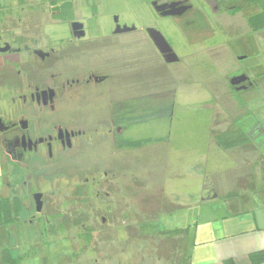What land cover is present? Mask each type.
I'll return each mask as SVG.
<instances>
[{
    "label": "flooded vegetation",
    "instance_id": "obj_1",
    "mask_svg": "<svg viewBox=\"0 0 264 264\" xmlns=\"http://www.w3.org/2000/svg\"><path fill=\"white\" fill-rule=\"evenodd\" d=\"M19 1L28 9L22 7L12 27L5 23L0 30V153L11 161L13 181L26 184L24 176L34 172L52 196L62 183L89 191L91 186L96 200L121 191L122 177L130 175L125 159L168 141L174 110L192 108L176 103L178 91L202 88L198 80L208 88L206 70L213 64L206 46L227 30L226 21L211 17L226 16L232 5L228 0H133L135 8L131 0ZM165 23L180 36L182 55L165 35ZM198 49L204 50L202 70L190 59ZM241 76L244 80L231 83ZM226 80L234 91L256 83L248 69H236ZM9 96L11 112L3 107ZM88 154L97 159L96 168L83 171L79 159ZM117 155L124 161L114 163ZM78 178L80 185L68 184ZM52 182L58 185L53 190ZM35 193H41L43 206V193L33 191V200Z\"/></svg>",
    "mask_w": 264,
    "mask_h": 264
},
{
    "label": "rangeland",
    "instance_id": "obj_2",
    "mask_svg": "<svg viewBox=\"0 0 264 264\" xmlns=\"http://www.w3.org/2000/svg\"><path fill=\"white\" fill-rule=\"evenodd\" d=\"M13 2L14 0H8L7 3L14 4ZM233 3H230L232 5L230 8L234 7ZM238 4L243 5L244 3L243 1H238ZM130 7H136L133 0H131ZM224 13H218L211 19L212 21L217 19L223 23L226 21L227 30L222 31V37L219 35L217 39L215 37V40L211 41L210 45H205L211 51V55L215 60L212 62L210 59L213 66L211 65L212 68L206 70L208 71L207 74H209L207 77L208 88L204 86L206 82L198 80L203 85L202 88L178 91L175 97L176 103H190L192 108L183 107L174 110V120L168 141H164V143L158 144L156 147L149 145V148L132 151L125 159L130 169V175L128 174L129 176H126V178L122 177L123 187L121 191L118 190L111 193V190L107 192L106 188L102 189V193L107 192V194H105L104 198L101 197L96 200L91 186L92 190L89 191V194H86L85 190L80 188V186L78 189L73 188V190L70 185L66 187V184L63 185L62 183L55 196H52L49 192L51 189L49 185L44 184V187L40 185L45 183L46 180L36 176L34 172H32V175L24 176L23 179L26 180V184H23V182L14 183V190L5 189L4 193L10 197H13L14 193L19 194L17 198L21 200V203L30 207L29 216L35 215L33 218L41 220H39L40 227L45 221L44 217L46 215L50 216L51 213L58 212L61 219L64 217L73 219L78 216L77 213H80V211H84L85 215L88 214L86 218L84 217L83 222L89 219L88 221H91L89 226L93 228V231L86 239L79 236L75 237L73 231L78 229L77 224L68 232L61 233L73 237L75 242L74 246L77 253L70 264H180L185 259V256L181 254V251L174 250L173 245H170L171 241L159 236L158 233L162 231L169 232L171 229H186L189 234V242L192 245L196 235L197 237L202 236L198 235V232L201 234L214 225L212 218L214 209L210 208V206L202 205L203 203L186 206L188 204L186 202L190 203L196 195L201 197L209 196L210 193L206 194L204 191L211 187L217 189L216 194L220 196L219 199H224L226 190L228 191L229 189L236 190L235 194L241 193L245 190L244 186H247L248 182H253L255 187V182L257 183L258 181L257 169L254 168L256 169L254 170L249 166L245 167L243 165L242 168H244L238 170L237 166L234 167L236 161L231 159L223 160V166L217 170V173L209 172L206 168L199 171V173L198 171H190V174L185 170L192 163L198 164L201 161L200 159L208 158L210 156L209 151H213V148L206 147L208 143L207 129L203 121L209 111L208 108L200 107L199 104L201 102H207L208 104L211 98L217 109H219L217 104L222 102H225V104L231 103L234 106L239 103L237 96L232 93L234 90L231 89L226 80V76L231 74L229 73L230 69L233 71L235 68L244 69L259 65V67L251 70V75L254 74L255 76L258 71L264 73V53H262L264 51V41L260 42L259 51L255 45L257 42L256 38L264 39V33L249 32L250 30L242 10L238 9L233 13L227 11L226 16ZM11 18V20H16L15 17L11 16ZM7 25L11 26L8 23ZM162 29L172 41L175 51L182 55L183 45L178 33H175L167 23L162 26ZM216 40L217 42L215 43L214 41ZM251 41H255L254 47H252L255 51L251 49L248 53H243L242 44L245 48V45L247 43L250 44ZM218 45L224 47H217ZM225 47H229V51L231 50L230 48L233 49L231 50L233 51V58H229L224 65L219 61L226 60V58L221 60L222 57L227 56L226 50L228 48ZM244 50L247 52V48ZM196 52L195 58L191 57L190 59L197 63V70H202L205 63L201 58H204V55L200 56L204 50L198 49ZM191 53L193 54V52ZM240 57L242 59L239 60L238 58ZM173 67H179V64H175ZM225 70H228V72L226 73ZM163 72L164 69L160 68L158 73L164 74ZM9 87L11 88V86ZM134 89L132 87L131 91H134ZM248 90L238 91L239 93L237 92V94L238 96H249L251 94L254 97L261 96L258 88ZM3 107L5 111L11 112L10 96L5 99ZM1 109L0 112H2ZM254 114L260 119L264 118V106L258 111L255 109ZM3 159L6 182L9 172H12L9 166L11 161L5 154ZM96 160L91 154L84 155L83 158L79 159L80 167H83V171L96 168ZM120 160L124 161L117 155L114 163ZM215 160L213 161L216 163ZM99 161L97 162L102 163L104 160ZM237 162L239 163V161ZM204 163H208V166H212V169L215 168V165H210L209 160L204 161ZM69 176L71 177V175ZM70 177L68 178L70 179ZM11 178L13 179L12 175ZM70 181L68 184L77 183L80 185L79 182L81 183L83 179L78 178V180L72 179V182ZM57 186L56 184L51 185L52 190ZM35 190L43 193V206L40 212L35 211V203L31 196V193ZM26 192L29 193V197L24 199ZM72 200H74L73 203L69 204ZM82 200L84 203L81 202ZM104 207H109L114 212L110 210L105 213ZM173 207L175 208L173 209ZM55 220H58V218ZM55 220L48 221V228L52 226L50 222H55ZM18 227L23 229L25 224L20 223ZM79 229L83 230L80 227ZM18 232L21 235V231ZM50 238L51 240H49ZM46 239L41 246V254L44 253L49 260L58 262L60 259L58 260L56 257L61 253L62 256H66L63 255L65 253L69 256L72 255L73 245L69 237L58 235L49 236ZM196 263L198 262H192V264Z\"/></svg>",
    "mask_w": 264,
    "mask_h": 264
},
{
    "label": "crops",
    "instance_id": "obj_3",
    "mask_svg": "<svg viewBox=\"0 0 264 264\" xmlns=\"http://www.w3.org/2000/svg\"><path fill=\"white\" fill-rule=\"evenodd\" d=\"M7 2L8 0H0V30L5 23H14V20H11V16L16 18L22 7L28 9V4H23L19 0H14V4H8ZM256 40L255 45L259 51L260 42L264 41V39L256 38ZM254 43L255 41H251L250 44L247 43L245 45L247 52L244 50V45H242V52L248 53L251 49L255 51L252 48ZM217 47L224 46L218 45ZM225 48H228L226 50L227 56L222 57L221 60H224V58L226 60L219 61L224 65L229 58H233V51H231L233 49L230 48L231 50L229 51V47ZM211 61H215L213 57H211ZM257 67L259 65L247 67L244 70L248 69L251 78L256 82L249 89L258 88L261 96L254 97L252 94L249 96H238V91H233L232 93L239 99L237 105L234 106L231 103L225 104V102H222L217 104L219 105V109H217L211 98L210 103L203 107L208 108L209 111V114L204 118L208 142L206 147L213 148V151H209L210 156L208 158L200 159L201 161L198 164L192 163L185 170L190 174V171H198L199 173V171L206 168L209 172L217 173V170L223 166V160L231 159L236 161L234 167L237 166L238 170H242L244 168H242L243 165L245 167L249 166L253 169L256 168L257 170H254L257 171L258 176H261H257L258 181L257 183L255 182V187L251 188L248 186L251 183L248 182V185L244 186L245 190L239 194L234 193L232 197L230 194L236 190H226V197L223 196L224 199H219L220 196L216 194L217 189L211 187L204 191L206 194L210 193L209 196L201 197L196 195L190 203L186 202L188 203L186 206L203 203L202 205L210 206V208L214 209V215L212 216L214 225L201 234L198 232V235L202 236L197 237L196 235L192 245L189 242L188 232L183 240L182 255L185 257L189 256L191 264L193 261L198 262L196 264H225L224 261L227 258H231L234 264H251L248 253L264 248V190L262 187L264 181L260 172L261 165H264V118L260 119L254 114L255 109L258 111L264 106V78H261L264 77V73L258 71L255 76L254 74L251 75V70ZM233 71L230 69L229 73ZM243 90L249 91L248 89ZM243 90H240V92ZM162 143H164L163 140L149 145L156 147ZM149 145L146 148H149ZM207 160L210 161V165H215L214 169H212V166H208L209 162L204 163ZM260 160L261 162H259ZM5 172L3 155L0 153V198L7 196L4 191L9 188L5 182ZM39 220V218L36 219L35 217L15 220L0 219V264H70L73 261L75 257L74 247L72 248V255L69 256L67 253L63 254L66 256H62V253L58 255L56 257L58 260L60 259L58 262L49 260L44 253L41 254V246L47 239L44 222L40 227L41 220ZM20 223L25 224L23 229L18 227ZM18 231H21V235ZM30 245H34L31 254L20 258L16 262H13L10 257L7 262L3 260V255L7 249H28Z\"/></svg>",
    "mask_w": 264,
    "mask_h": 264
},
{
    "label": "trees",
    "instance_id": "obj_4",
    "mask_svg": "<svg viewBox=\"0 0 264 264\" xmlns=\"http://www.w3.org/2000/svg\"><path fill=\"white\" fill-rule=\"evenodd\" d=\"M238 1H243V5L238 4ZM228 2L233 3L234 7L230 8L229 11L231 13H233L234 11H237L238 9L242 10L243 14L245 15L246 18V22L247 25L249 27V32H263L264 33V0H228ZM237 2V3H236ZM261 174L263 176V181H264V165H261ZM12 172H9V176L7 178L6 183L9 181V183H7V186L11 189L14 190V183L15 181H13L14 179L11 178ZM13 176V175H12ZM6 178V175H5ZM253 184V182H251ZM250 183V187L252 188L253 185ZM263 190H264V182H263ZM85 193L89 194V190L85 189ZM235 192H232L230 194V196L232 197V195H234ZM19 196V194L14 193L13 197L10 196H3L0 198V219L2 218L3 220H7V219H11V220H15V219H23V218H33V216H29V211H30V207L29 206H25L24 204L21 203V200L18 199L17 197ZM26 197H29V193L26 192V194L24 195V199H26ZM74 200H76L74 198ZM72 200L69 204L73 203ZM82 202V201H81ZM84 203V202H83ZM14 205V206H12ZM84 205V204H83ZM74 207V206H73ZM75 208V207H74ZM175 207H173L174 209ZM172 209V208H171ZM111 209H109L108 207H104V212L107 213L109 212ZM170 210V209H169ZM36 211V209H35ZM74 211V209H73ZM112 211V210H111ZM120 211V210H119ZM67 214V213H66ZM70 214V213H69ZM74 215V214H72ZM77 217L75 216L73 219H69V218H63L61 219V217L59 216V213H51V215H46L45 221H44V228H45V236L46 238L49 236H58V235H62V236H67L69 237L72 242H73V247L75 250V254L77 253L76 251V247L74 246V239L71 236H68V234H61L64 232H68L69 230H71L73 227H75L74 225L77 224L78 229L76 231H73V233L76 236L79 237H83V239H86L87 236L90 235L91 231H93V228L89 226H82L81 223L83 222L84 217L86 218L88 216V214H84V211H80V213H77ZM64 216V215H63ZM56 218H58V220H55ZM55 220V222H50V224H52V226H49L48 228V221L51 220ZM89 220V219H88ZM32 222V220H31ZM83 228V230L79 229ZM159 236L163 237L164 239H167L169 241H171L170 245H173L174 250L177 249L178 251H181L182 254V246L184 243V238L187 234V230L183 229V228H178V229H171L169 232H160L158 233ZM132 241V240H131ZM34 249V245H30V247L28 249H7V251H5L4 255H3V260L5 262L8 261V258L10 257L11 260H13V262L18 261L20 258L31 254V252H33ZM248 258L251 262V264H264V248L258 249V250H254L248 253ZM225 264H234L233 260L231 258H227L224 261ZM180 264H191L190 258L189 256H186L184 260L181 261Z\"/></svg>",
    "mask_w": 264,
    "mask_h": 264
},
{
    "label": "water",
    "instance_id": "obj_5",
    "mask_svg": "<svg viewBox=\"0 0 264 264\" xmlns=\"http://www.w3.org/2000/svg\"><path fill=\"white\" fill-rule=\"evenodd\" d=\"M240 59H242V57H240ZM244 80V76H241V77H234L231 79V83L232 84H237L238 82ZM243 89H245L244 87H242ZM1 122H0V130L3 129V127L1 126ZM34 197V200H35V209L37 212H40L41 211V208H42V201H41V193H35L33 195Z\"/></svg>",
    "mask_w": 264,
    "mask_h": 264
}]
</instances>
